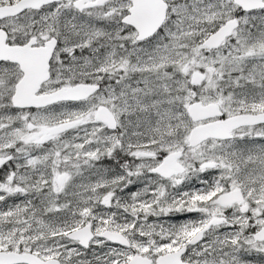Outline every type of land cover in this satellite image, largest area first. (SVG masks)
I'll use <instances>...</instances> for the list:
<instances>
[{"label":"snow or ice","instance_id":"snow-or-ice-1","mask_svg":"<svg viewBox=\"0 0 264 264\" xmlns=\"http://www.w3.org/2000/svg\"><path fill=\"white\" fill-rule=\"evenodd\" d=\"M0 264H264V0H0Z\"/></svg>","mask_w":264,"mask_h":264},{"label":"rangeland","instance_id":"rangeland-1","mask_svg":"<svg viewBox=\"0 0 264 264\" xmlns=\"http://www.w3.org/2000/svg\"><path fill=\"white\" fill-rule=\"evenodd\" d=\"M187 218H189L187 215L175 214L173 222L182 221V220L187 219Z\"/></svg>","mask_w":264,"mask_h":264}]
</instances>
